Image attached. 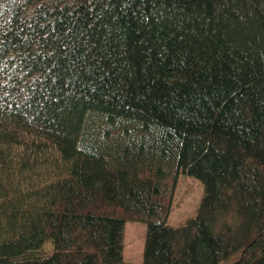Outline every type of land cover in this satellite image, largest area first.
<instances>
[{
    "label": "trees",
    "instance_id": "trees-1",
    "mask_svg": "<svg viewBox=\"0 0 264 264\" xmlns=\"http://www.w3.org/2000/svg\"><path fill=\"white\" fill-rule=\"evenodd\" d=\"M182 172L204 195L172 226ZM237 251L264 264V0H0V264Z\"/></svg>",
    "mask_w": 264,
    "mask_h": 264
},
{
    "label": "rangeland",
    "instance_id": "rangeland-1",
    "mask_svg": "<svg viewBox=\"0 0 264 264\" xmlns=\"http://www.w3.org/2000/svg\"><path fill=\"white\" fill-rule=\"evenodd\" d=\"M204 195L203 182L192 175L180 173L173 188L168 224L181 226L190 217L197 214ZM234 213V212H232ZM147 223L139 220H127L123 231V257L130 262H142L145 248ZM45 251L51 253L53 245L47 243ZM242 259L241 251L234 252L227 260L219 264H237Z\"/></svg>",
    "mask_w": 264,
    "mask_h": 264
}]
</instances>
